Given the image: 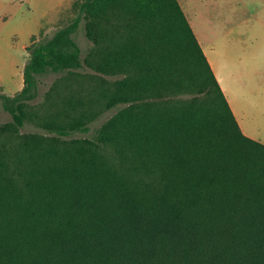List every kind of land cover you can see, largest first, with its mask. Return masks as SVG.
I'll use <instances>...</instances> for the list:
<instances>
[{
    "label": "trees",
    "instance_id": "obj_1",
    "mask_svg": "<svg viewBox=\"0 0 264 264\" xmlns=\"http://www.w3.org/2000/svg\"><path fill=\"white\" fill-rule=\"evenodd\" d=\"M26 49L23 86L0 92V264H264V143L242 132L178 0H81ZM83 66L101 75L88 101L64 95ZM30 121L44 131L21 132Z\"/></svg>",
    "mask_w": 264,
    "mask_h": 264
},
{
    "label": "rangeland",
    "instance_id": "obj_2",
    "mask_svg": "<svg viewBox=\"0 0 264 264\" xmlns=\"http://www.w3.org/2000/svg\"><path fill=\"white\" fill-rule=\"evenodd\" d=\"M81 0H0V92L14 93L23 86V66L28 59L26 47L32 42L51 35L54 30L71 20L76 12L78 3ZM243 0H206V3L199 0L182 1V6L189 22L195 32H203L215 35L221 32L223 21L229 15L228 11ZM249 4L245 10H256V4L264 0H244ZM241 10H236L239 14ZM259 10V15L264 16ZM74 37L81 48V56L87 55L91 41L85 35L84 21L74 33ZM79 75L68 80V91L64 95H74L84 101L101 88V75L87 66L78 70ZM61 74L47 73L40 77L38 97L30 102L31 107L37 109L39 114L44 112L46 97L55 96V92L47 94ZM104 76V75H103ZM108 78L107 76H104ZM118 77V76H117ZM115 78V77H114ZM59 89L62 84H59ZM95 91H92L93 87ZM193 93H181L178 97H190ZM57 100V99H56ZM54 100V101H56ZM118 107L102 109L96 119L89 123L86 132H75L73 136L92 137L96 129L112 114ZM11 116L0 106V123L8 121ZM21 132H43L44 129L35 125L34 121L26 122L21 127Z\"/></svg>",
    "mask_w": 264,
    "mask_h": 264
},
{
    "label": "crops",
    "instance_id": "obj_3",
    "mask_svg": "<svg viewBox=\"0 0 264 264\" xmlns=\"http://www.w3.org/2000/svg\"><path fill=\"white\" fill-rule=\"evenodd\" d=\"M178 1L183 9L186 0ZM248 4L231 8L218 34L192 29L242 132L264 143V2L255 12L245 10Z\"/></svg>",
    "mask_w": 264,
    "mask_h": 264
}]
</instances>
